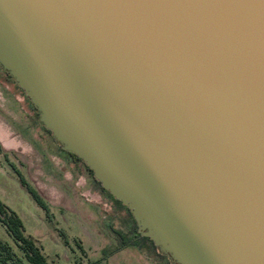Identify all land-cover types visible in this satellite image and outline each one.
<instances>
[{
  "label": "water",
  "instance_id": "water-1",
  "mask_svg": "<svg viewBox=\"0 0 264 264\" xmlns=\"http://www.w3.org/2000/svg\"><path fill=\"white\" fill-rule=\"evenodd\" d=\"M0 66L174 264H264V0H0Z\"/></svg>",
  "mask_w": 264,
  "mask_h": 264
},
{
  "label": "rangeland",
  "instance_id": "rangeland-1",
  "mask_svg": "<svg viewBox=\"0 0 264 264\" xmlns=\"http://www.w3.org/2000/svg\"><path fill=\"white\" fill-rule=\"evenodd\" d=\"M59 144L15 79L0 73V199L19 214L48 264H158L134 241L136 231L127 227L123 212L97 194L74 162L57 154ZM9 253L19 264H30L0 222V255ZM13 258L0 264H17Z\"/></svg>",
  "mask_w": 264,
  "mask_h": 264
},
{
  "label": "trees",
  "instance_id": "trees-1",
  "mask_svg": "<svg viewBox=\"0 0 264 264\" xmlns=\"http://www.w3.org/2000/svg\"><path fill=\"white\" fill-rule=\"evenodd\" d=\"M10 75V74H9ZM11 76V75H10ZM31 105L36 111V114L39 118V111L37 108L34 106V104L31 102ZM39 121H41L39 119ZM42 122V121H41ZM47 131L50 132V129L46 128ZM51 133V132H50ZM53 136V135H52ZM54 137V136H53ZM68 154L71 155L73 158L77 160H81L79 156L76 155L73 151L67 150ZM82 161V160H81ZM84 163V162H83ZM85 164V163H84ZM86 168L90 172V174L93 176V171L90 167H88L85 164ZM19 172V171H18ZM19 177L21 179V183L26 186L27 190L33 196L34 199H36L43 207H46V204L44 203V199L41 197L39 192L32 186L30 185L27 181H25L24 177L21 175V173H18ZM94 180L96 181V184H98L104 191H106L109 195H111L114 199L115 202L118 203L119 206H123L127 209L129 216H131L134 228L137 226L136 221L130 212L129 208L124 205L119 199H116L107 189L102 187L100 184L99 180L96 179L93 176ZM0 222L4 225L8 235L11 237L13 242L21 249L23 256L27 259V261L30 264H48L45 255L41 251V247L39 244L35 242V240L28 234L25 233V228L23 225V221L19 214L12 209L9 205H7L4 201L0 199ZM122 239L126 242L124 235L121 233ZM145 238H148L149 242L152 243L154 246H156L153 241L145 236ZM133 239V238H132ZM129 240V239H128ZM2 246L9 252L11 251L10 245L7 243H2ZM12 253L6 254L0 257V261H6L8 258H13ZM13 261L15 263H19L20 259L18 257L13 258Z\"/></svg>",
  "mask_w": 264,
  "mask_h": 264
},
{
  "label": "flooded vegetation",
  "instance_id": "flooded-vegetation-1",
  "mask_svg": "<svg viewBox=\"0 0 264 264\" xmlns=\"http://www.w3.org/2000/svg\"><path fill=\"white\" fill-rule=\"evenodd\" d=\"M0 73H4V75L7 74L9 78H11L9 73L5 69H3L1 66H0ZM56 150H57L56 151L57 154H59L65 159H70L80 168L81 171L87 174L88 178H86V180L87 179L89 180L91 187L97 192V194L100 197H104L108 199L112 203L113 206L117 207L119 210H121V212H123L124 217L122 219L124 220L125 224L130 230L135 229L136 232H135L134 241H137L139 243V246L145 247L146 250L149 251V253H151L157 259L158 264H174L167 254L161 251L157 246H154L152 243H150L148 238H145V235H143L142 233L138 231L137 226L134 228L132 218L131 216H129L127 209L123 206H119L118 203L114 201L111 195H109L98 184H96V181L94 180L93 176L90 174L88 169L86 168L83 161L81 162V160H77L73 158L71 155H69L67 152V149H65L61 144H59V148Z\"/></svg>",
  "mask_w": 264,
  "mask_h": 264
},
{
  "label": "built area",
  "instance_id": "built-area-1",
  "mask_svg": "<svg viewBox=\"0 0 264 264\" xmlns=\"http://www.w3.org/2000/svg\"><path fill=\"white\" fill-rule=\"evenodd\" d=\"M19 264V263H18Z\"/></svg>",
  "mask_w": 264,
  "mask_h": 264
}]
</instances>
